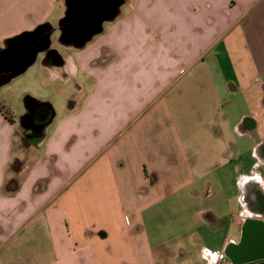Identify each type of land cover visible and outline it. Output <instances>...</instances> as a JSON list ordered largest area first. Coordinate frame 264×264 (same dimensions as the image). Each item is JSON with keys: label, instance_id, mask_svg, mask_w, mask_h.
<instances>
[{"label": "crops", "instance_id": "1", "mask_svg": "<svg viewBox=\"0 0 264 264\" xmlns=\"http://www.w3.org/2000/svg\"><path fill=\"white\" fill-rule=\"evenodd\" d=\"M28 37L61 104L0 109V264H232L264 223V0H0V84Z\"/></svg>", "mask_w": 264, "mask_h": 264}, {"label": "rangeland", "instance_id": "2", "mask_svg": "<svg viewBox=\"0 0 264 264\" xmlns=\"http://www.w3.org/2000/svg\"><path fill=\"white\" fill-rule=\"evenodd\" d=\"M54 26H55L53 27L54 31H52L49 37L50 45L48 49L54 50L57 53L63 54V56H67V57L70 56L71 54L73 55L74 53L73 45L70 43H64L61 40V31L59 29L58 21L55 22ZM40 55H42V52L41 54L39 53L37 55V58L35 60L37 64L35 66L33 64L31 67L24 70V72L18 73L12 79H9L6 82L0 84V100H2V102H0V107L2 103V108L0 109H2L3 112L8 111L9 113H11L12 117H14V121H16L17 123H20L21 119L24 117V112L26 110V106H25L26 99L35 100L37 98H42L44 100V98L49 99L51 96L52 100L45 102H48V104L51 105L54 113L59 112L60 110L59 104L61 103L59 102V97L58 96L54 97L53 96L54 94L51 93L47 94V88L44 85V82L46 80H44V78L40 74L35 75L33 73L34 67H36L38 70H44L45 68H49L50 64L47 65L41 64L42 60H40L41 58ZM3 100L4 101L6 100L7 102L6 103L7 105H5L4 103L5 107L3 105ZM62 104L66 105V103L63 102V100H62ZM236 104H238L239 110H241L240 108L242 106L245 108V102L242 100L241 96L240 98L238 97L236 100L230 102L227 105V107L229 108L234 107L236 106ZM239 110L234 117L238 118L242 114V111L240 113ZM45 113H48L47 109ZM244 114L246 115L248 114V112L246 113V111L244 110ZM237 120H235V122ZM27 146H28V150L33 152L31 153V155H33L34 154L33 148L29 144Z\"/></svg>", "mask_w": 264, "mask_h": 264}, {"label": "water", "instance_id": "3", "mask_svg": "<svg viewBox=\"0 0 264 264\" xmlns=\"http://www.w3.org/2000/svg\"><path fill=\"white\" fill-rule=\"evenodd\" d=\"M91 22V20L85 19L83 22L81 20V24L89 25ZM97 22H99V20ZM47 44H49L48 35L45 37L41 49H44ZM41 49L36 48L27 53V59L20 71L27 68V66L33 61L37 51ZM27 103L28 102H26V104ZM29 111L30 113L34 112V110H30V108ZM255 225L256 226L254 227L244 225L243 234L241 236L240 244L238 245V251H236V245H228L226 248V257L232 262V264H264V223H257Z\"/></svg>", "mask_w": 264, "mask_h": 264}, {"label": "flooded vegetation", "instance_id": "4", "mask_svg": "<svg viewBox=\"0 0 264 264\" xmlns=\"http://www.w3.org/2000/svg\"><path fill=\"white\" fill-rule=\"evenodd\" d=\"M88 20H92V19H88ZM42 42V38L41 40L39 39V41L37 39H35L34 37H28L24 40V44L22 46V52L20 54L25 55V58H27V53L31 52L33 49H35L36 47H38L40 45V43ZM20 54L18 55L17 53L14 55V57L20 56ZM5 71V69H3ZM32 114L33 115V121H34V130H35V134L37 132V130H39V128H41L44 124V122L47 120V114L45 113V111L43 109H41L40 107L38 109H36ZM27 118V117H26ZM26 123L30 124L29 122V118L26 119ZM31 125V124H30Z\"/></svg>", "mask_w": 264, "mask_h": 264}, {"label": "built area", "instance_id": "5", "mask_svg": "<svg viewBox=\"0 0 264 264\" xmlns=\"http://www.w3.org/2000/svg\"><path fill=\"white\" fill-rule=\"evenodd\" d=\"M217 260L220 261V262H225L226 261L225 256L223 254H219L218 257H217Z\"/></svg>", "mask_w": 264, "mask_h": 264}]
</instances>
